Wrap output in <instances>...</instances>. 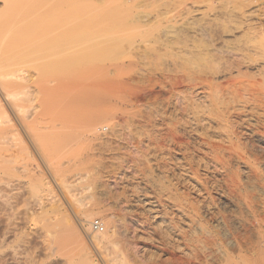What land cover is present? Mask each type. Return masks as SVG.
Wrapping results in <instances>:
<instances>
[{
    "label": "rangeland",
    "instance_id": "rangeland-1",
    "mask_svg": "<svg viewBox=\"0 0 264 264\" xmlns=\"http://www.w3.org/2000/svg\"><path fill=\"white\" fill-rule=\"evenodd\" d=\"M46 2L45 12L60 11L59 25H48L39 35L34 34L30 44L49 45L59 35L61 52L57 57L49 52L41 59L28 54L34 64L30 57L24 58L34 77L33 90L42 86L43 92L45 88L47 91L44 94L38 89L40 96L35 91L34 111L29 108L22 114L26 132L33 138L25 136V130L13 122L14 116L10 119L22 132H18V138L14 134L15 138L0 139L7 144H0L4 147L0 148V264H264V170L257 165L253 152L251 156L255 147L264 148V139L248 138L243 129L245 135L228 149L230 153L222 149L219 153L209 152L210 145L225 139L214 100L237 90L238 77L243 81L256 73L252 67L240 66L237 77L236 64L231 63L237 59L227 48L255 42L258 35L264 39V19L258 22L255 32H238L235 38L226 39V48L217 51L207 38L186 42L185 31L173 26L187 10H201L206 4L216 3L224 16L226 7L240 2L249 5L247 10L259 5L264 12V0ZM14 25L15 29L19 26ZM169 31L173 36L168 35ZM73 63L76 68L72 71ZM226 67L233 71L229 79L224 76ZM215 72L219 74L217 79L211 75ZM202 112L215 133L189 128ZM95 116L100 121L97 133L102 142L86 134V123ZM206 142H210L208 147ZM7 152L10 156L14 153V158ZM187 152L194 171L189 183L180 186L176 179L179 174L176 177L173 172L177 168L171 169L170 164L181 157L178 162L183 165ZM232 157L246 162L250 169L231 165ZM164 160L170 171L163 175L166 191L160 195L156 185L141 179L150 166L156 174L154 166ZM175 172L180 173L178 169ZM257 176L261 190L249 184ZM171 183L175 186H169ZM179 195L185 200L178 199ZM156 196L162 197L159 200ZM146 197L153 200L154 213L144 207ZM223 197L233 200L238 208L224 204ZM136 199V205L127 209V204ZM68 202L90 213L91 221L99 219L104 225L102 233H93L89 227L83 238L86 248L72 231L65 232L67 219H73L76 211L75 204L72 207ZM56 205H60L61 213L54 212ZM105 234L109 243L94 247L91 237ZM229 242H233V248Z\"/></svg>",
    "mask_w": 264,
    "mask_h": 264
},
{
    "label": "bare ground",
    "instance_id": "bare-ground-1",
    "mask_svg": "<svg viewBox=\"0 0 264 264\" xmlns=\"http://www.w3.org/2000/svg\"><path fill=\"white\" fill-rule=\"evenodd\" d=\"M46 1L47 0H3L2 1V4L0 6V139L15 138V135L14 134H17L16 136L18 138V136H19L18 134L19 133H21L23 130H25V132H26V130H28L27 126L24 125V123L26 124V120H24L25 118H23V115L22 114L24 112H27L29 110V108L31 110H33L35 108V104L36 103L34 104L33 102L35 101L36 98H34V97H37V93H38V96H40L39 95V92L40 91H42V92L44 91V87H42V86L39 87L38 85L37 86L39 88H37L35 90V91H38V92L36 93L33 90V88H35V87H32L31 84H32V82L34 80V77H33L32 71L31 70L29 71V69H30L29 67L30 66L27 65L26 59H29L30 56H33L32 58H34V59H36V58L37 59L38 58L41 59L43 57H46L49 54V52H53L50 55H54V56L59 55V52H61L60 49H59L60 48V42H59L60 40L58 39L59 35L57 36L56 39L53 40L54 43L51 42V43H49V45H48V43L45 44V42L44 43L37 44L36 46L34 44H33L34 46H32L30 44V40L32 39L31 37H33L34 34L37 35V33H38V35H39V32L41 33V31L44 30V29H46L48 25H49V28H50V25L53 26L55 24H58V22H60L59 21L60 20V16H61L60 11L59 12L57 11V13H47L48 11L45 12V10H46L45 9L46 8L45 6L47 5L46 4L47 3ZM240 3L243 4L242 2H240ZM215 4H213V3L206 4L205 8L204 9H201V10H199V9L198 10H194V11H188L187 10L186 15L184 14L185 16H182L180 18L177 17V19L174 20V24L175 25H173V26L176 27L177 30L180 29V30H184L185 31V33L183 32L184 33L183 36L185 35L184 38L186 37L185 38L186 39L185 40L186 42H190L192 40H195L196 38H201V39L207 38L208 41L211 44L210 46H212V48L214 49V51L215 50L217 51V49L226 46L225 45L226 44V39H228V37L235 38V35L238 32H241L240 34H242V35L244 33H247V32H255V30L257 28L258 22L261 21L262 19H264L263 9L259 5H255L250 10H247V7L249 5L246 6V5H244L245 3L243 5L240 4V5H234L232 7L231 6L230 7H226L225 14H224V16H222L220 14V12L218 11V7H216ZM53 12H56V11H53ZM194 15L195 16L197 15L198 18L197 19H196V17L194 18ZM138 20L141 21V18H139ZM14 24H18L19 25V26L16 25V26H18L17 29L19 28L18 31H17V29L13 28L15 26ZM13 29L16 31L15 33H14V30ZM173 32H175V31H173ZM171 33H172V31H169L168 35L169 34L172 35ZM260 36L261 35H258L259 38H260ZM258 37L255 38V39L258 40L259 39ZM261 38L259 39V41L261 40ZM257 40L255 42L249 40L247 42H244V43L236 46L235 48H230V47L227 48L229 50V52H231L235 56V58L237 59L236 60L237 62L231 61V63L234 62L233 65L236 64V66H234L235 69L237 68L236 69L237 70L236 71V76H237V73L241 74L240 73V66H245L246 68L252 67V68H254L256 70V73L254 75L249 76L250 78L247 77V76H245V77L249 78V79L245 78L246 83L243 82V81H245L244 79H243V81H240L241 79H239V77H238L239 75H238L237 77H238L239 80L236 79L237 80L236 82H239L240 83V85H238V87H237L238 89L236 88L237 90H234V91H231V92L228 91L223 96H221L219 98H216L214 100V104H216V105H214V104L213 105L214 106H217L216 108L219 109V118L218 119L221 122V125H222L221 126L222 127L221 129L224 130V132H222V133L224 134V137L226 139V140L224 139L225 141L224 140L222 141L221 139L219 141H222L223 143L222 142L221 143L223 145H227V147L225 146L226 149L224 147H223L224 148L223 149L220 146L222 144L219 143V141L216 144L214 143L215 145L214 144L210 145V142H206V143H209V144L206 145V147H208V145H210V147L212 148V149H210L211 151H209V152H212L214 150V153L216 151H217V153H219L218 151H220L221 149L224 150V152H225V150L227 151L228 149L231 150V148H233L235 146V144L238 142V139L239 138H242L243 135H245L244 134L245 132L244 131H243L244 133L242 132L243 129L246 130V132H247L246 134L249 136L248 138H256V139L257 138H262V139H264V39L262 38L263 41H261V42H259V41L257 42ZM187 46H189V44ZM190 47H192V46H190ZM185 48H186V51L188 52V49L189 48L188 47H185ZM224 48H226V47H224ZM190 50H191V48H190ZM28 54H31V55L29 56ZM25 57H28V58L24 59ZM32 58H31V60H32ZM34 59L32 60V62H30V61L29 62L32 64L33 61H34ZM232 59H234V57ZM229 66H231V65H229ZM75 68H76L75 63H73V66H72V69L71 70L73 71ZM229 69H230V67H229ZM231 69L228 70V68H227L228 72L227 73L225 72V74H224V76L227 75L226 78H228V79L230 78L228 76H231L232 77L233 71ZM227 70H225V71H227ZM217 72H220V70L217 71ZM217 72L211 74L213 76L212 78L217 79V77H218L219 74L221 76L222 72H220L219 74H217ZM61 74L62 73H60V75ZM52 75H53V72H52L51 76ZM54 75H57V74H54ZM58 77L55 76L56 79ZM52 78H54V77H52ZM224 79H225V77H224ZM72 82L74 83V81H72ZM31 87H32V89H31ZM23 90H25V91H23ZM30 90L33 91V94H32V91H30ZM45 90L47 91L46 88H45ZM22 91L23 92H27L29 94V96H24V95H27V93H24L23 96H22V93H23ZM34 92L36 93V95L34 94ZM42 92H40V94H42ZM45 92H43V93L45 94ZM48 92L50 93V90H48ZM51 93H52L51 94V96H52L55 92H52L51 91ZM57 93H59V92H57ZM202 93H204V92H202ZM46 95H48V94H46ZM49 96H50V94H49ZM51 96H50V98H52ZM53 96H55V95H53ZM56 96H58V95H56ZM54 99H56V98H54ZM42 105H43V103H42ZM50 105H53V104H50ZM73 106H71V107H73ZM31 107H33V109ZM45 107L49 108L50 106L48 107L46 105ZM45 107H43V108H45ZM50 109H49V112H50ZM215 110H217V109H215ZM30 112L32 113V111H29L28 113L30 114ZM217 112H218V110H217ZM9 113H10V115H13V116L8 117L9 116ZM28 113H25V115H27ZM20 115H22V116L20 117ZM47 116H48V113H47ZM205 116H206V114H205ZM205 116H204V113L202 112L199 116L196 115V118L195 117L193 118V120L189 123L190 124L189 128L191 129V131H193V130L194 131H197L199 129V130H202V131L204 130L203 132H210V131L212 133H215L216 132V131H214L215 129L212 130V128H211V126L209 124L210 121L208 122V119L206 120L204 118ZM11 117H14L15 120L14 119H10ZM26 119H27V117H26ZM11 120L12 121L14 120L13 122L16 121L18 123V125L22 129L21 132H19L20 131L19 126H18L19 129H16L17 127H15V126H17V124L15 125L14 123H12ZM23 120H24V122H23ZM56 122H58V121H56ZM99 123H100V121H99V119H98L97 116L91 117L87 121V123H86V129H88L87 130L88 133L86 132V134H88V136L90 138H96V140H100L101 139L100 138V135L97 133L98 130H99ZM23 126L26 127V129H24ZM47 126H48V124H47ZM30 128H31V126H30ZM54 130H55V128L53 129V131ZM61 130H62V127H61ZM37 132H38V130H37ZM28 133H30V132L28 131ZM28 133L25 134V136H27V135L29 136L31 134V133L30 134H28ZM76 135H78V134L75 133V136ZM28 136H27V138H28ZM31 136H29V138H31ZM35 136H36V134H35ZM66 137H69V135L66 136ZM32 138H33V136H32ZM202 139L203 138H201L200 141H203L204 140V139L203 140ZM157 140H159V139H157ZM167 140H168V138H167ZM210 140H208V141H210ZM100 141L102 142L103 140H100ZM169 141H170V139H169ZM171 141L173 142L174 141V138H172ZM4 142H6V141H4ZM4 142L0 140V144L1 143L6 144ZM14 142H16V141H14ZM177 142H178V139H177ZM177 142H176V139H175V142H174L175 146H177L176 145ZM179 142L182 143V139ZM224 142H227V143L224 144ZM166 143L168 144L169 142L166 141ZM3 144H1V145H3ZM199 144L201 145L202 142L201 143H198V145ZM218 144H220V145H218ZM40 145H41V143H40ZM173 145H172V147H173ZM178 145H180V144H178ZM183 145L184 144L182 143V145H180V146H182V148H183ZM172 147H170V148H172ZM257 147H259V146H257ZM257 147H255V149L251 151V154H252L251 156H253V153H254V156L256 155L255 160L257 161V165H259L260 167H262V170H264V148L262 149V148H257ZM0 148H4V147L3 146H0ZM170 148H169V150H170ZM174 148H176V147H174ZM185 148L187 149L186 146H185ZM252 148H254V147H252ZM172 150H175L176 151V149H172ZM179 150H181V149H179ZM182 150H184V149H182ZM185 150L183 151L184 153L186 152ZM230 150H228L229 151L228 153H230ZM6 151H7V149H6ZM175 151H173V152H175ZM0 152H1V150H0ZM10 152H14V151L10 150ZM8 153L9 152H7V156H10V155H8ZM22 153H24V152H22ZM178 153L182 155V153H180L179 151H178ZM212 153H211V156H214L215 154L212 155ZM217 153H216V155L219 156L220 154H217ZM5 154H6V152H4V154H3V157H4V159L2 157L3 161L1 159L2 163L4 161H6L5 160V156H4ZM10 154H11L10 157H12V155L14 153L13 154L10 153ZM176 154H177V152H176ZM223 155H221V156L223 157ZM228 155L230 157V154H228ZM1 156L2 155L0 153V157ZM183 156H184V160H182V161L183 162L185 161L183 163V165H182V162H178V160L181 157H179V159H177V157H176V159H177L176 161L177 162L175 161L174 158H173L174 160L171 159L175 163L173 162L174 163L173 164L172 161H171L172 164H170V167H171V165L173 166L171 169H174L175 170V168H177L179 170V172H180V173H176L175 171L177 169L175 171H173L175 173V176L179 174L178 175L179 178H176V179L179 180V182H177V183H180V186L181 185L182 186H186L189 183L190 179H192L190 177L192 176L193 171H194V167H193V164H192V161H191V158H190L189 153L187 152ZM7 158H9V157H7ZM12 158H14V156ZM216 159H217V157H216ZM9 160H11V158H9ZM14 161H15V159H14ZM161 161H162V159L160 160V162ZM165 161L167 163V160H164L163 161L164 163L162 162L163 165H162V163H160L161 165L159 163H156V166H154V171H155L156 174H153V172H152L153 167H152V170H151V166H150V168L147 170L146 177H145V174H144V177L145 178L144 179H141V180H146L147 182H149L153 186L156 185V189L158 188L157 190L160 193V195H161L162 191L165 190L164 187H163V185L165 183H163L164 180H162L164 178V176H166V174H165L166 172L165 171H168V170L170 171V169H167L169 166L167 165L168 163L166 164L167 166L165 165ZM44 162H45V160H44ZM229 162L233 166H239V165H241L244 170L245 169H248V170L250 169V168L246 167L247 164H246L245 161L244 162H245L246 165L244 163H241L242 161L240 162L239 159L237 160L234 157H232ZM77 168L75 167L76 170H77ZM16 173H18V172H16ZM14 174L15 173H13V175ZM52 175H54V174L52 173ZM141 175H143V172H142ZM167 175H168V172H167ZM175 176L173 174L174 180H175ZM146 181L144 183H147ZM168 183L169 182L167 180L166 184H168ZM259 183H260V177H258V176L255 177V178L253 177L252 179L249 180V184H250L251 187L257 188V189L261 190V188H260L261 186H260ZM171 184L172 185H169V186H175V185H173V183H171ZM169 186H168L169 190L170 189H172V190L175 189V188H172V187H169ZM165 188H167V187H165ZM101 189H103V188L101 187ZM107 190H108L107 188H106V190H105V188L103 189V191H107ZM172 190H170V191H172ZM133 191H136V190L134 189ZM175 191L176 190H173L174 194L175 195H178V194H176ZM173 192H172V195H173ZM105 193H107V192H105ZM180 194H182V192ZM162 195L164 196L165 194H162ZM175 195H173V196H175ZM182 195L185 196L184 194H182ZM169 196H166V197H169ZM180 196L181 195L178 196V199H181L182 198V200H183V197L179 198ZM161 197L162 196H160V197H157L156 196V198H159V200H160ZM166 197H163V198L167 199ZM4 198H6V197H4ZM171 198H173V197H171ZM171 198H168V199H170V202L172 200ZM137 199L134 200L135 202H132L133 204H127V207L126 208L130 210V208H132L133 205H136ZM139 199H140V197H139ZM144 199L146 200L145 201L146 203H144L143 205L146 208V210L151 211V212L154 213L155 212L153 210V207L154 206L152 205V203H153L152 201L153 200L152 199L150 200V197L149 198L146 197ZM156 200H158V199H156ZM183 201H180V202L182 203ZM222 201H223L224 204H229V205H232V206L238 208L237 207V204L234 203V201L231 200V199H228L226 197H223L222 198ZM180 202H178V203L180 204ZM68 203H71V202H68ZM167 203H169V202H167ZM167 203H165V204H167ZM178 203H177V205H178ZM74 204L75 203L72 202L70 204V206L72 205V207H73ZM46 206H48V205H46ZM59 206L58 207H57V205L54 206V207H57V211H54V212H58ZM76 206H78V205L75 204V206H74V208L76 209V211H74L75 214H73L74 215V218L73 219H70V218L67 219L68 220L66 222L67 225L65 224L66 227H67V229L65 228L66 231L64 229H63V231H65V232H67V230L68 231H72L75 234V236L77 237V239L82 242L83 247L86 248V245L84 243V239L83 238H84V236H87L88 235L92 215L90 213H88L86 210L80 209L79 208L80 206L79 207H76ZM172 206H173V204H172ZM180 206H182V205L180 204ZM175 207L178 208L177 206H175ZM50 208H52V207L50 206ZM74 208L72 209V211L75 210ZM183 208H184V206H183ZM52 210H55V209H52ZM60 211L62 212V210H60ZM61 212H58V213H61ZM182 212H183V210H182ZM63 214L65 216V213H63ZM6 217H7V215H6ZM238 220L239 219H237V221ZM238 222H236V224L239 225L240 223H238ZM224 231H226V230H224ZM91 238H92V244L97 249L101 245H104V244H108L109 243V240L107 239L106 234L105 235H94ZM229 241H231V240H229ZM228 245L231 248L234 247L233 242H229ZM217 248H219V247L217 246ZM218 250H220V248ZM85 254L87 256H89L90 255V252H87ZM88 258L89 257H87V259ZM100 258H101V255H100ZM103 258H105V257H103ZM90 259H92V258L90 257ZM105 259H103L102 261H104V263H107V262H105V261H107ZM89 264H92V263L89 262Z\"/></svg>",
    "mask_w": 264,
    "mask_h": 264
},
{
    "label": "built area",
    "instance_id": "built-area-1",
    "mask_svg": "<svg viewBox=\"0 0 264 264\" xmlns=\"http://www.w3.org/2000/svg\"><path fill=\"white\" fill-rule=\"evenodd\" d=\"M90 229L93 233H102L104 232V225L101 220L94 219L90 223Z\"/></svg>",
    "mask_w": 264,
    "mask_h": 264
}]
</instances>
